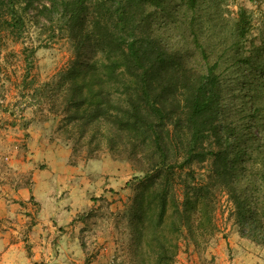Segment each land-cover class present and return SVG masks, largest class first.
I'll return each mask as SVG.
<instances>
[{"label": "trees", "instance_id": "obj_1", "mask_svg": "<svg viewBox=\"0 0 264 264\" xmlns=\"http://www.w3.org/2000/svg\"><path fill=\"white\" fill-rule=\"evenodd\" d=\"M201 1L0 0V29L11 36L32 25L70 43L66 67L31 87L37 104L59 116L69 163L82 148V161L105 148L109 160L136 165L125 182L137 180L133 264H144L148 235L150 264H172L166 225L194 245L212 234L219 190L238 234L264 248V45L245 46L246 7L223 24L200 12ZM213 34L220 43H210ZM23 50L28 60L34 47Z\"/></svg>", "mask_w": 264, "mask_h": 264}, {"label": "rangeland", "instance_id": "obj_2", "mask_svg": "<svg viewBox=\"0 0 264 264\" xmlns=\"http://www.w3.org/2000/svg\"><path fill=\"white\" fill-rule=\"evenodd\" d=\"M241 5L250 14L251 26L245 46L248 47L251 43L252 47L260 43L264 45L263 0H202L199 10L210 13L215 21L225 24L235 16ZM189 15L188 13L187 17ZM226 28L223 25L217 31L226 32ZM174 30L180 31L182 26L180 29L175 27ZM200 33L208 31L203 28ZM217 36L211 35L210 43H220ZM0 37L1 197L10 185L18 180L27 182L29 179L32 162L27 154L26 139L31 136L30 133H41L57 142L64 140L57 129L59 116L54 117L49 113L48 105L37 104L36 98L31 94V87L65 68L72 57V50L65 36L46 38L45 33H40L32 25H28L19 37H13L6 30L0 29ZM229 42V39L221 42L219 47ZM30 45L34 47V51L25 60L27 50L23 48ZM102 149L106 152L105 148ZM103 152L97 154L103 155ZM77 154L73 158L78 161H82L87 155L85 148L80 149ZM207 164L206 161L204 165ZM131 168L135 170L136 165L129 163L130 171ZM199 171L206 173L205 167ZM136 184L137 180H134L121 189L99 194L90 210L82 216L79 214L73 217L69 229L79 245L80 253L70 260L72 264H133L138 260L135 253L139 251V244L129 229L130 221L134 219L130 214V206ZM174 185L175 194L180 196V187L177 183ZM231 210L226 193L216 191L215 229L212 234L205 236L206 241L198 238L197 245L193 244L185 230L183 234L176 236V232L170 231L166 225L165 234L176 243L172 264H264V248L238 234ZM148 236L142 237L140 245L143 253L147 254H144V264L151 262Z\"/></svg>", "mask_w": 264, "mask_h": 264}, {"label": "crops", "instance_id": "obj_3", "mask_svg": "<svg viewBox=\"0 0 264 264\" xmlns=\"http://www.w3.org/2000/svg\"><path fill=\"white\" fill-rule=\"evenodd\" d=\"M30 134L29 179L0 197V264H72L80 250L71 220L93 205L91 196L121 189L132 173L104 154L70 164L69 147Z\"/></svg>", "mask_w": 264, "mask_h": 264}]
</instances>
